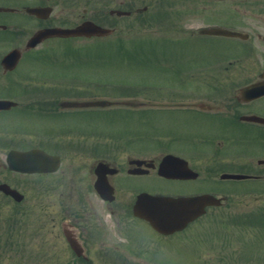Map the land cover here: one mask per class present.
Returning a JSON list of instances; mask_svg holds the SVG:
<instances>
[{"label": "flooded vegetation", "instance_id": "af4514ba", "mask_svg": "<svg viewBox=\"0 0 264 264\" xmlns=\"http://www.w3.org/2000/svg\"><path fill=\"white\" fill-rule=\"evenodd\" d=\"M138 1L0 0V88L17 83L24 90L20 94L0 91V100L15 102L0 107V111L26 109L45 118L54 117L43 135L30 134V143L17 134L12 139L0 128V185H9L20 195L18 200L13 199L0 188V264H173L184 258H204L209 235L205 234V223L197 222L204 215L181 230L164 231L134 214L139 193L152 192L155 176L172 182L167 194L177 196L203 193L204 179L215 178L208 182L213 194H219L216 183L242 181L246 192L260 191L264 208V154L252 152L245 139L254 132L264 143V121L255 118H264V105L259 104L264 101V0H183L187 4L179 11L181 24L180 20L176 25L170 22L167 36H174L179 24L192 45L220 46L228 53L216 60L177 68L179 59L172 63L173 55L166 47L164 53L169 56L162 65L176 68V80L165 82L171 84L167 86L172 91L127 104H83L96 96L68 80L71 70H63L67 66L77 68L78 59L57 56L54 49L46 48L49 42L70 37H43L33 46L27 44L44 28H73L86 19L110 26V34L130 26L139 31V14L150 8L149 4L139 8ZM217 3L228 5L224 14L230 16V22L189 16L195 5L205 12L216 10ZM217 13L220 11H214L210 18ZM211 28L219 31L208 32ZM93 37L73 38L86 41ZM46 65L59 71L29 72ZM241 79L256 84L259 94L248 99L239 96L237 89L243 84L231 89L230 83ZM220 84L225 90L215 91ZM199 85L209 87V92H202ZM106 110L111 116L127 119L131 131L125 138L109 128H79L81 120ZM19 138L24 144H18ZM29 148L55 155L56 169L28 174L10 169L7 152ZM168 153L180 157L177 168L170 167V173L178 172L177 177H163L157 171ZM224 173L241 174L244 179H223ZM28 177L35 178V189L27 186ZM26 187L36 196L50 192L55 202L40 204L37 210L26 208ZM237 187L221 188L220 194ZM12 204L19 214L13 213ZM227 204L225 199L219 206ZM32 218L36 223L30 226ZM31 236L42 243L36 253Z\"/></svg>", "mask_w": 264, "mask_h": 264}, {"label": "rangeland", "instance_id": "374dc122", "mask_svg": "<svg viewBox=\"0 0 264 264\" xmlns=\"http://www.w3.org/2000/svg\"><path fill=\"white\" fill-rule=\"evenodd\" d=\"M151 2H156V5H152ZM138 4L139 8L141 5L145 4H149L150 8L147 14L143 16V18H150V20H148L150 22L148 25L151 27H142L140 29L145 34L147 33L149 35H147V37L141 38V40L130 42H124L122 40L119 42V38L121 37L131 36V38H134V36L136 37V34L137 36L140 35L139 32L134 33L130 31L131 27L127 28L125 32L121 31V29L118 27L119 32L115 31V33L113 35H110V38L108 39L103 38L93 42L91 39L87 40L89 42L82 39H76V41L72 39H67L65 41L54 40V42H50L55 46L56 51H58L57 56L64 57V54L67 53V56L71 60H77L78 56H90V58L92 57V60L88 59L86 62L85 60L78 59L79 62L75 63V66L77 68H72L70 66L64 68V71H72L69 74L72 77L68 78V80L77 81L78 79H82L88 81L90 80L99 84L106 82L110 85L112 83L132 85L134 83H154L165 81L174 82L173 80H176V68H174V65L172 66V69H170V66L166 67V65H162V61H164L166 57L169 56L167 53H164L166 52V47L171 46V48L169 47L168 49V53L173 55L171 61L172 63L173 60L175 61L179 59L176 63L177 68H186L184 67L186 65L188 67L190 65L216 60L228 53V50L226 48H222L220 46H205L202 44L192 45L193 43L189 40L190 37L187 36L185 30L179 29V24L176 28V34L174 36L172 34L169 35L170 37H172V39L170 37H166L168 41H166L165 39H153L155 37L166 36L167 29H165V26H171L168 25L170 20L174 21L173 24L176 25V20H179L180 18L174 11H180L182 8L181 6L183 4H187L184 3L183 0H139ZM227 6L228 5L224 3H217L216 10H219L220 13H217L215 15V18H210L213 17V12L216 11L215 8L203 12L205 8L195 5L194 11L191 12L189 16L194 20L207 19L216 21V19H219L224 23H228L231 20L230 16H225L224 14V12H226L227 10ZM158 9L165 10L166 12L161 11V14H166H164L162 19H157L156 15L154 16V18H152V15L154 14V12L156 13ZM187 18L188 17H185V19ZM179 23L181 24V20L179 21ZM193 23H195V21ZM186 37L188 39H186ZM85 42L87 43L85 44ZM166 44H168V46H166ZM73 46L76 47L73 53L71 52L72 50L67 51V49H73ZM193 52H195L196 54H194ZM58 71V68H48L46 65V67L44 68L38 67V69H34L29 72L34 75V73L36 72L44 74L47 72L52 74ZM244 80L246 79H241L238 81L236 80L235 83H230V88H236L241 84H245L247 81ZM85 84H82L81 87L85 86ZM232 84L234 85L231 87ZM20 85L21 84L17 85V83L7 84L0 88V91L20 94L19 92H24L23 87H21ZM199 86L202 92H209V87H205L204 85ZM106 87L107 86L105 84H100V86H97V89L95 91L94 89H92V91H94L93 93H97V95L99 96H112L116 98H122L124 96L132 97L133 95H138L139 93L138 91L108 93L107 91H105ZM89 90L91 91V89ZM220 90H225L222 84H220V88L217 87L215 91ZM259 104L264 105V101L260 102ZM52 119H54V117L45 118L44 116H39L37 113L35 114L26 109L19 110L14 108L11 111H0V128L3 130V132L5 131L6 135H11L12 139H15L14 137L17 134L18 137L24 136V140L27 138L25 141L30 143L33 142V137L30 136V134H32L34 137L37 135V133L43 135L45 129H47V127H50V124H52V122H50V120ZM78 126L79 128L94 127L95 129L96 127H98L97 129L102 128L106 129L107 131L109 128L118 133L122 138H125L131 131V129H128L130 128V126L127 122V119L120 118L115 115L111 116L110 112L107 110L101 111L95 116L90 115L88 119H84V121L81 120ZM206 133L210 132H204V134ZM256 138H260V136H258L257 134L255 135L254 132L248 133L247 136H245V139L247 141L246 145H248V147L253 150L252 152H255V154L260 156L261 154H264V143L258 141ZM17 140L19 141V145L24 144V140H22L21 138ZM154 141H156V139ZM10 142L12 143L11 145H15V141L11 140ZM46 143L49 144L48 142ZM213 179H202L204 190H208L209 187H212V185H210V183L208 182L212 181ZM26 180L27 186L29 184V187L34 188L36 184L35 178L28 177V179L26 178ZM153 182L154 189L152 191L158 194L169 193V189L173 184L172 182H167L159 177L157 178L156 176L154 177ZM216 184L218 185L216 187H220L219 189L216 188L217 190H219V192L222 191L221 188L224 187L231 188L235 185H238V187L233 190H226V192L229 193L228 199L230 200L228 205H225L221 208H214L213 210H209L201 220L197 221L205 223V234L207 233L213 238L211 240L208 239L207 241H205V250H207L206 254H204L205 257H197L195 259L184 258L177 260L176 263L203 264L204 259V261L210 260L212 262L210 264H252L254 262L256 264H260V262L264 264V253H262L260 257L253 254H248L253 250H264V213L258 214V222L248 221L247 225H242L243 222H239L240 220H243L241 213H245L247 209L258 211L259 208L263 205L261 201L257 199L259 197L258 193L253 192L249 194L248 192H246V189H243V187L246 188V186H244L245 183H242L241 185V183L238 182L225 181L223 184ZM29 187H26L27 189L24 190L27 191V196L25 198L27 199V202L24 203V206H26V208H29L31 206L33 209H36V207L40 204H51L55 202L50 192H42L41 194H39V196H36L37 193L34 190H30ZM13 207H15L14 204H12L11 207L13 213L19 214L20 210L15 212L14 209L18 208ZM233 213L238 215L232 216L231 214ZM29 221L30 226L36 223V220L33 218L29 219ZM36 238L38 237L31 236L32 240L30 241L32 242L31 247L34 253L40 251V249H36V247L40 248L42 245V243L36 241ZM239 250H241L240 253ZM5 254L8 257L10 255L7 252ZM219 256H222V260L217 261L216 263V260L220 259ZM250 260H253L254 262ZM8 261L9 258H7V262Z\"/></svg>", "mask_w": 264, "mask_h": 264}, {"label": "water", "instance_id": "95a60500", "mask_svg": "<svg viewBox=\"0 0 264 264\" xmlns=\"http://www.w3.org/2000/svg\"><path fill=\"white\" fill-rule=\"evenodd\" d=\"M14 167L19 166L14 165ZM210 202H213V200L207 195L192 200L143 195L136 204L135 212L147 217L154 226L160 229L164 227L169 228L182 224L192 218L197 214L198 208L200 210L204 204ZM182 207L190 208L189 210L176 212V210Z\"/></svg>", "mask_w": 264, "mask_h": 264}]
</instances>
